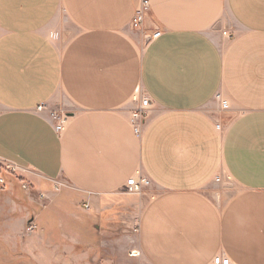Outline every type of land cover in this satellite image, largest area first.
I'll return each mask as SVG.
<instances>
[{"label": "crops", "instance_id": "0c3cea01", "mask_svg": "<svg viewBox=\"0 0 264 264\" xmlns=\"http://www.w3.org/2000/svg\"><path fill=\"white\" fill-rule=\"evenodd\" d=\"M143 1L0 0V264H264V0Z\"/></svg>", "mask_w": 264, "mask_h": 264}, {"label": "built area", "instance_id": "2783aa9c", "mask_svg": "<svg viewBox=\"0 0 264 264\" xmlns=\"http://www.w3.org/2000/svg\"><path fill=\"white\" fill-rule=\"evenodd\" d=\"M148 8H149V1L144 0L137 9L131 21L132 28L139 30L142 27ZM160 35H161L160 32L155 33L153 35V38H158ZM220 98L221 96L217 95V99ZM43 107L44 106L39 107L38 111H42ZM149 107H150L149 99L143 100L137 112L132 116V124L134 127V131L138 137L142 136V129ZM52 120L55 122L54 126L56 131L60 134L64 131L65 125L67 124L68 116L65 113L56 114L54 115V118ZM3 167L7 170V172H10L12 174L15 173L16 171V168L13 165H6ZM0 184L6 186V180L2 173H0ZM149 184L150 181L147 179H141V180H138L137 178L130 179L127 183L126 192L129 194L140 193L144 188V186H148ZM22 188L24 190H27L26 185H23ZM36 229L37 227L34 224V222L33 221L29 222L28 227L26 229V234L30 235L34 233ZM213 264H231V261L229 258L219 255L214 259Z\"/></svg>", "mask_w": 264, "mask_h": 264}, {"label": "rangeland", "instance_id": "374dc122", "mask_svg": "<svg viewBox=\"0 0 264 264\" xmlns=\"http://www.w3.org/2000/svg\"><path fill=\"white\" fill-rule=\"evenodd\" d=\"M217 103H219L218 101H217ZM220 104V103H219ZM44 107H43V110H42V112H44V113H47V114H49V116H50V118L51 119H53L54 118V115H56V114H61V113H64L65 111H66V109L65 108H63L61 105L60 106H56L55 107V105H52V104H48V105H43ZM219 109L216 107V104L214 105V104H212V105H210L208 108H207V112L210 114V115H212V116H215L216 115V113H217V111H218ZM2 170H4V178H5V180H6V182H7V185L6 186H4V191H7L9 188H12V184L14 183V182H19V183H17L20 187H22L23 185H26L27 186V192L30 194V198H31V201L33 202V203H38L39 205H41L42 207H46L47 205H46V201L44 200V199H42V193H40V191L38 190V188H36L35 186H34V184L33 183H31V181L28 179V178H26V175L25 174H23V179L24 180H19L18 178H15V175L14 174H12V173H10V172H7V170L3 167V166H1L0 165V172L2 171ZM2 173V172H1ZM13 182V183H12ZM10 183H11V185H10ZM15 184V183H14ZM19 189V188H18ZM15 190H17V189H15ZM20 192H22L21 190H19ZM18 190H17V193L19 192ZM74 198V197H73ZM59 204L57 205V204H55V205H53L52 207H59L60 209H58V212H59V214L61 215L60 216V223L63 225V227H66L67 226V224L69 223V217L70 216H68V214H70L71 212H72V210L70 209V208H68L69 207V205H67L69 202H66L64 199H61V201L59 200V202H58ZM51 206V205H50ZM139 207V206H138ZM6 210H8V209H6ZM75 212H78V213H80V214H77L78 215V217H80V218H84L85 217V215H81V214H84V212H83V210H80V208L77 210V209H75L74 210ZM122 211H128L129 212V210H128V205L126 206V208L125 209H122ZM137 211V213L139 212V210L137 209L136 210ZM117 218V217H116ZM137 219V218H136ZM29 222H32L31 220H29ZM28 222V223H29ZM34 222V221H33ZM134 222H135V228H137V220H135L134 219ZM28 223H27V226H26V229H27V227H28ZM113 223H115V225H114V227H119V226H121L120 224L122 223V225H123V220H115ZM35 225H36V227H37V229L36 230H40L41 228H42V224H41V222L40 221H37L36 223H34ZM68 227V226H67ZM26 229H25V235H27L26 234ZM114 254H116V253H114ZM138 253H136V252H133V253H131V255L134 257L135 255H137ZM122 263H124V264H126V262L125 261H123L122 260ZM128 263V262H127Z\"/></svg>", "mask_w": 264, "mask_h": 264}, {"label": "bare ground", "instance_id": "6f19581e", "mask_svg": "<svg viewBox=\"0 0 264 264\" xmlns=\"http://www.w3.org/2000/svg\"><path fill=\"white\" fill-rule=\"evenodd\" d=\"M7 184V183H6Z\"/></svg>", "mask_w": 264, "mask_h": 264}]
</instances>
